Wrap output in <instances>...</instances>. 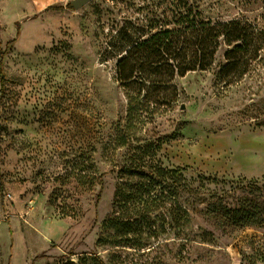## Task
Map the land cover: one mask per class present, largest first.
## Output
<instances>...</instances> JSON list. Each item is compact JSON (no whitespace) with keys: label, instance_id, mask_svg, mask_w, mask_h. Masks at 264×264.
<instances>
[{"label":"rangeland","instance_id":"1","mask_svg":"<svg viewBox=\"0 0 264 264\" xmlns=\"http://www.w3.org/2000/svg\"><path fill=\"white\" fill-rule=\"evenodd\" d=\"M71 1L0 0V51L13 41L0 59V264H264V45L231 87L216 79L221 47L119 146L116 61L176 0ZM188 1L264 32V0ZM132 163L180 178L150 205L119 203Z\"/></svg>","mask_w":264,"mask_h":264},{"label":"trees","instance_id":"2","mask_svg":"<svg viewBox=\"0 0 264 264\" xmlns=\"http://www.w3.org/2000/svg\"><path fill=\"white\" fill-rule=\"evenodd\" d=\"M174 5L166 11L160 26L152 27L145 37L130 42L116 61L113 78L126 101L125 132L117 136L119 146H125L156 114L175 103L176 79L189 73L210 71L221 47L226 48L224 64L216 79L225 87L241 83L256 71L261 60L264 32L255 22L246 18L205 19L197 4L188 0H176ZM12 42H8L6 48ZM6 48L0 51V59ZM102 57H107V52L104 51ZM140 169L139 163H132L119 170L121 183L116 191L117 202L127 198L143 206L150 205L165 197L164 192L154 191L158 187L168 189L166 176L176 173L175 181L180 178L177 171ZM2 191L0 182V193ZM147 217L144 214L141 220L148 221Z\"/></svg>","mask_w":264,"mask_h":264},{"label":"water","instance_id":"3","mask_svg":"<svg viewBox=\"0 0 264 264\" xmlns=\"http://www.w3.org/2000/svg\"><path fill=\"white\" fill-rule=\"evenodd\" d=\"M88 2L89 0H73L71 1V5L74 9H79ZM181 108H183V106H181Z\"/></svg>","mask_w":264,"mask_h":264}]
</instances>
